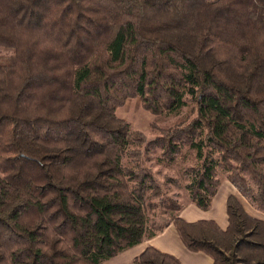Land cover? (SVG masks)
<instances>
[{"label":"trees","instance_id":"trees-1","mask_svg":"<svg viewBox=\"0 0 264 264\" xmlns=\"http://www.w3.org/2000/svg\"><path fill=\"white\" fill-rule=\"evenodd\" d=\"M135 97L188 113L149 139L115 115ZM185 148L191 203L223 172L264 213V0H0V264H103L169 223L212 264H264L234 195L225 229L179 216L181 182L149 164ZM134 263L181 264L151 246Z\"/></svg>","mask_w":264,"mask_h":264},{"label":"crops","instance_id":"crops-1","mask_svg":"<svg viewBox=\"0 0 264 264\" xmlns=\"http://www.w3.org/2000/svg\"><path fill=\"white\" fill-rule=\"evenodd\" d=\"M229 195H234L249 215L264 220V213L254 209L226 178L221 180L208 210L202 211L195 204L189 202L186 207L180 210L179 216L186 221L212 219L221 229H225L227 226L226 201ZM149 246L174 256L181 264H212L211 257L206 253L193 252L185 247L173 223H169L156 235L107 259L103 264H135V257Z\"/></svg>","mask_w":264,"mask_h":264},{"label":"rangeland","instance_id":"rangeland-1","mask_svg":"<svg viewBox=\"0 0 264 264\" xmlns=\"http://www.w3.org/2000/svg\"><path fill=\"white\" fill-rule=\"evenodd\" d=\"M2 51L6 52L5 50ZM187 113H188L187 109L184 108L181 114L179 115L161 114L159 116H156L142 107L141 101L138 97L127 99L123 105L117 107L115 110V115L119 119L126 121L133 130L144 133L146 137L149 139H152L159 134L156 128H160V129L167 128L172 125L178 124L186 118ZM159 155H160L159 150L156 151L155 153H152V158L149 165L155 172L156 177H158L162 181L164 180L165 175H171L178 178L182 186L178 190L170 189L169 191L172 192V190H176L179 192V196H180L179 200L182 209L183 207H186V205L190 202L189 194L186 188L183 187L185 183V180L183 178V170L187 165H193L196 162L195 152L190 148H185L182 151V153L179 156H177L174 161L171 162L166 159H159ZM218 177L220 178V180H222L225 178V175L223 172H219ZM180 210L178 211V213H180ZM201 210L205 211V209H201ZM257 219L262 220L260 218ZM207 220H212V219H207ZM167 225H165V227ZM146 239L142 241H145ZM193 252H202V251H193Z\"/></svg>","mask_w":264,"mask_h":264}]
</instances>
